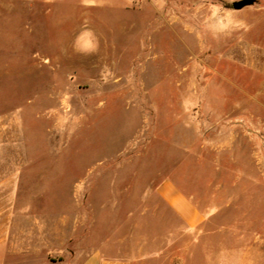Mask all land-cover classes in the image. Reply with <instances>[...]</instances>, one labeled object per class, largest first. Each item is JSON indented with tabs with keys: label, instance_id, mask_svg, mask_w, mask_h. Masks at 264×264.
Returning <instances> with one entry per match:
<instances>
[{
	"label": "rangeland",
	"instance_id": "obj_1",
	"mask_svg": "<svg viewBox=\"0 0 264 264\" xmlns=\"http://www.w3.org/2000/svg\"><path fill=\"white\" fill-rule=\"evenodd\" d=\"M234 1L0 0V123L29 156L20 263L21 237L48 235L61 253L40 243L38 264L101 246L138 264L248 247L264 264V0ZM166 178L199 227L156 194Z\"/></svg>",
	"mask_w": 264,
	"mask_h": 264
},
{
	"label": "crops",
	"instance_id": "obj_2",
	"mask_svg": "<svg viewBox=\"0 0 264 264\" xmlns=\"http://www.w3.org/2000/svg\"><path fill=\"white\" fill-rule=\"evenodd\" d=\"M9 127L8 124L0 123V264H23L15 257L19 255L20 248L13 244L19 242V237L12 234V227L17 219L19 208L17 202L19 198L17 194L18 180L22 177L29 156L26 154L24 142L14 141L15 144L11 142ZM155 192L180 218L181 226L186 231H192L203 223L204 215L192 195L186 193L172 178H166L158 183ZM21 238L20 241L27 243L26 264H38L35 253L41 248L40 243L43 244L44 251L61 253L60 247L55 248L52 245L53 238L51 236L27 235ZM239 239L243 241L242 237ZM248 249V247L224 249L219 254L220 264H251L248 259ZM7 255H10V260L7 259ZM144 259L111 253L108 247L101 246L95 247L83 258H79L78 264H138ZM61 263L64 261L58 259V264Z\"/></svg>",
	"mask_w": 264,
	"mask_h": 264
},
{
	"label": "water",
	"instance_id": "obj_3",
	"mask_svg": "<svg viewBox=\"0 0 264 264\" xmlns=\"http://www.w3.org/2000/svg\"><path fill=\"white\" fill-rule=\"evenodd\" d=\"M255 0H236L232 3L233 7L240 9L246 5L252 4Z\"/></svg>",
	"mask_w": 264,
	"mask_h": 264
}]
</instances>
